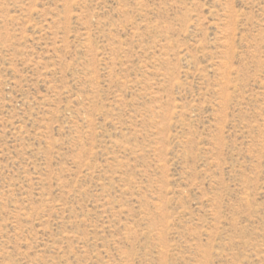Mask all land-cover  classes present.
Returning <instances> with one entry per match:
<instances>
[{
  "label": "rangeland",
  "instance_id": "obj_1",
  "mask_svg": "<svg viewBox=\"0 0 264 264\" xmlns=\"http://www.w3.org/2000/svg\"><path fill=\"white\" fill-rule=\"evenodd\" d=\"M0 264H264V0H0Z\"/></svg>",
  "mask_w": 264,
  "mask_h": 264
}]
</instances>
